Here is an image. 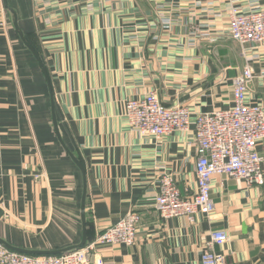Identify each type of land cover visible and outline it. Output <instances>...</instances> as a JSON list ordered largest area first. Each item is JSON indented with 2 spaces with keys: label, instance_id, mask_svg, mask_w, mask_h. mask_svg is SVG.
I'll use <instances>...</instances> for the list:
<instances>
[{
  "label": "crops",
  "instance_id": "crops-1",
  "mask_svg": "<svg viewBox=\"0 0 264 264\" xmlns=\"http://www.w3.org/2000/svg\"><path fill=\"white\" fill-rule=\"evenodd\" d=\"M2 1L0 242L63 254L137 209L136 244L103 245L89 264H201L215 229L230 237L215 246L226 264H264V184L215 176L209 218L164 219L155 207L164 173L183 195L196 188L194 124L156 139L125 115L128 99L151 91L195 115L232 105L244 57L226 0H7L49 72L60 134L45 74ZM240 4L264 10V0ZM246 56L256 72L250 96L264 103V58Z\"/></svg>",
  "mask_w": 264,
  "mask_h": 264
},
{
  "label": "built area",
  "instance_id": "built-area-1",
  "mask_svg": "<svg viewBox=\"0 0 264 264\" xmlns=\"http://www.w3.org/2000/svg\"><path fill=\"white\" fill-rule=\"evenodd\" d=\"M226 2L232 38L241 46H247L248 53L264 58V10H246L240 0ZM4 14L0 0V29ZM255 78L254 65L247 58L232 80V105L196 115L181 104L164 105L156 91L126 101L128 123L142 135L161 139L190 130L194 124L195 137L190 144L197 154L196 188L193 193L183 195L176 178L164 173L155 201L162 218L183 216L190 223L201 217L209 218L215 208L211 196L215 176L222 175L247 184H264V156L259 151L264 142V103L250 96ZM36 178H40V174ZM142 217L139 210L132 209L105 228L94 241L63 254L32 255L10 249L0 242V264H89L92 256L99 255L98 250L103 245L136 244ZM229 240L227 230H211L201 254V264H226V255L215 250V246H222ZM96 264H104L103 258H96Z\"/></svg>",
  "mask_w": 264,
  "mask_h": 264
},
{
  "label": "water",
  "instance_id": "water-1",
  "mask_svg": "<svg viewBox=\"0 0 264 264\" xmlns=\"http://www.w3.org/2000/svg\"><path fill=\"white\" fill-rule=\"evenodd\" d=\"M4 4H5V7L11 12L12 16H13V23H14V26L15 28L17 29V31L19 32L20 34V37L22 38V41L24 42V44L31 50V52L34 54L35 58L37 59V61L39 62L44 74H45V77H46V80L48 82V85H49V88H50V93H51V98H52V111H53V116H54V123H55V127H56V131L59 133V128H58V124H57V115H56V103H55V96H54V92H53V88H52V82H51V78H50V75H49V72L43 62V60L41 59L39 53L36 51V49L31 45V43L28 41V39L26 38L25 34L23 33V31L21 30V28L19 27V24H18V15L16 13V11L8 4V1L7 0H4ZM72 156L75 158V156L72 154ZM75 161L79 164V166L81 168L82 165L81 163L79 162V160H77L75 158ZM2 243V242H1ZM5 245V244H4ZM6 246V245H5ZM83 246V245H82ZM82 246H78V247H72V248H68L66 250H63L62 252H71V251H74V250H78L80 249ZM55 253H60V252H55Z\"/></svg>",
  "mask_w": 264,
  "mask_h": 264
},
{
  "label": "rangeland",
  "instance_id": "rangeland-1",
  "mask_svg": "<svg viewBox=\"0 0 264 264\" xmlns=\"http://www.w3.org/2000/svg\"><path fill=\"white\" fill-rule=\"evenodd\" d=\"M8 18H9V17H8ZM247 49H248L247 46H242V47H241V52H242V55H243V57H244L243 62H242L241 65L239 66L241 69H242V67H243V65H244V63H245V58H247V56H246V52L248 53ZM251 60H252V59H251Z\"/></svg>",
  "mask_w": 264,
  "mask_h": 264
}]
</instances>
